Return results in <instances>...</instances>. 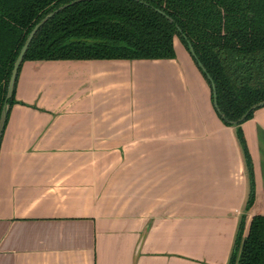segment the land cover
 I'll list each match as a JSON object with an SVG mask.
<instances>
[{
	"label": "crops",
	"instance_id": "obj_1",
	"mask_svg": "<svg viewBox=\"0 0 264 264\" xmlns=\"http://www.w3.org/2000/svg\"><path fill=\"white\" fill-rule=\"evenodd\" d=\"M0 139V264H228L264 215V105L218 116L190 51L24 62Z\"/></svg>",
	"mask_w": 264,
	"mask_h": 264
},
{
	"label": "trees",
	"instance_id": "obj_2",
	"mask_svg": "<svg viewBox=\"0 0 264 264\" xmlns=\"http://www.w3.org/2000/svg\"><path fill=\"white\" fill-rule=\"evenodd\" d=\"M56 11V12H55ZM34 33L6 97L14 62ZM190 50L215 85L218 116L235 126L255 200L254 166L242 124L264 101V0H0V114L15 100L21 67L29 61L89 59H173L176 40ZM212 81H211V79ZM241 221L228 264H264V215Z\"/></svg>",
	"mask_w": 264,
	"mask_h": 264
},
{
	"label": "water",
	"instance_id": "obj_3",
	"mask_svg": "<svg viewBox=\"0 0 264 264\" xmlns=\"http://www.w3.org/2000/svg\"><path fill=\"white\" fill-rule=\"evenodd\" d=\"M55 12H52V13L48 14L47 16H45L39 23H37L35 25V27L33 28V30L28 35V37H27V39H26L23 47L20 50V53L18 54V56H17V58H16V60L14 62V65H13V68H12V71H11V76L9 78V82H8V86H7V94H6V97L7 98H9L11 96V93H12V90H13V86H14L15 77H16V73H17V69H18V67H19V65L21 63V60L23 58V54L25 53V50L27 49V46H28L29 42L31 41L34 33L36 32L37 28L45 20H47L49 17H51ZM190 50H191L192 55L195 56V52H194L193 47H192L191 44H190ZM198 64H199V66H201L204 69V67L202 66V63L201 62H199ZM211 81H212V79H211ZM212 87H213V92H214V95H213V97H214V104H215V107H216L217 111L219 112V108H218V104H217V98H216L215 85H214L213 82H212ZM262 105H264V101L263 102H260V103H258L256 105H254L252 108H256V107L262 106ZM7 108H8V105L7 104H4L3 109L1 111V114H0V134H1V131L3 129V125H4V121H5V117H6Z\"/></svg>",
	"mask_w": 264,
	"mask_h": 264
},
{
	"label": "rangeland",
	"instance_id": "obj_4",
	"mask_svg": "<svg viewBox=\"0 0 264 264\" xmlns=\"http://www.w3.org/2000/svg\"><path fill=\"white\" fill-rule=\"evenodd\" d=\"M177 44H180V46H181V48H184V49H186V50H188L187 48H186V46L181 42V40L179 39V38H177ZM189 51V50H188ZM207 81V80H206ZM209 84V83H208ZM213 99H214V97H213ZM16 100V99H15Z\"/></svg>",
	"mask_w": 264,
	"mask_h": 264
}]
</instances>
